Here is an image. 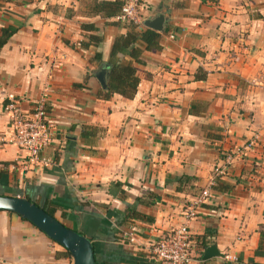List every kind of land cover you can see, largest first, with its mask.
I'll return each mask as SVG.
<instances>
[{
  "label": "crops",
  "instance_id": "crops-1",
  "mask_svg": "<svg viewBox=\"0 0 264 264\" xmlns=\"http://www.w3.org/2000/svg\"><path fill=\"white\" fill-rule=\"evenodd\" d=\"M143 3L142 21L162 9L170 16L161 49L142 53L132 99L105 100L93 56L107 62L125 23L89 14L87 0H0V33L16 29L0 49V196L52 210L90 240L95 264H151L150 243L182 223L180 208L222 168L189 224V264H264V0ZM90 34L102 42L82 48ZM42 95L52 164L23 171V153L4 143L5 106L12 96L27 113ZM128 210L152 220L125 223ZM212 245L221 256L203 260ZM0 260L72 264L62 246L6 211Z\"/></svg>",
  "mask_w": 264,
  "mask_h": 264
},
{
  "label": "built area",
  "instance_id": "built-area-1",
  "mask_svg": "<svg viewBox=\"0 0 264 264\" xmlns=\"http://www.w3.org/2000/svg\"><path fill=\"white\" fill-rule=\"evenodd\" d=\"M123 6L116 20L122 23H134L142 25L141 9L143 0H122ZM172 38V37H170ZM47 99L42 95L34 104L31 111L25 113L17 106L15 99L10 96L5 109L9 114L10 138L4 143L15 145L23 153L21 169L23 171L35 167H48L51 160L44 155L52 138L53 122L49 118L46 107ZM258 138L245 144L242 150L250 149ZM241 149L237 151L240 153ZM231 158L227 157V161ZM222 168L214 169V175L210 181V187L203 189L195 199L180 208L182 223L174 227L167 235H163L150 243L151 264H189L191 260L192 240L189 233V224L198 217V209L209 199H212L211 188L217 183L216 179L222 176ZM129 242H133L132 235H126ZM0 264H11L6 260H0Z\"/></svg>",
  "mask_w": 264,
  "mask_h": 264
},
{
  "label": "trees",
  "instance_id": "trees-1",
  "mask_svg": "<svg viewBox=\"0 0 264 264\" xmlns=\"http://www.w3.org/2000/svg\"><path fill=\"white\" fill-rule=\"evenodd\" d=\"M88 10L91 15H99L102 18L116 17L123 6L120 0L105 1V0H87ZM127 32L124 35H118L112 43L109 57L106 63H103L100 53H95L93 61L100 66L107 65L106 89L100 93V96L107 100L112 95L117 94L126 99H132L136 94V89L139 84L136 66L142 65L144 62L141 59L143 52H153L161 49L159 33L150 29H140L142 25L134 23H125ZM82 30L93 32L95 27L93 25H82ZM15 28H5L0 33V49L10 40L15 34ZM87 41L80 42L82 48L89 46L97 47L102 42V37L98 35H88ZM128 57L129 60L124 58ZM219 178L216 179L218 181ZM220 184L217 185V187ZM215 187V189H217ZM50 216L53 217L52 210L42 208ZM142 219L151 221L135 211L128 210L126 212L125 223L129 220ZM129 223V222H128Z\"/></svg>",
  "mask_w": 264,
  "mask_h": 264
},
{
  "label": "water",
  "instance_id": "water-1",
  "mask_svg": "<svg viewBox=\"0 0 264 264\" xmlns=\"http://www.w3.org/2000/svg\"><path fill=\"white\" fill-rule=\"evenodd\" d=\"M170 16L163 9L146 17L142 26L157 33H163ZM107 65L95 74L100 87L106 89ZM0 211L17 214L22 219L33 224L55 243L62 246L70 255L72 264H95V254L89 239L65 227L57 219L50 216L44 209L30 200L20 197L0 196ZM221 256L214 245L208 247L203 260Z\"/></svg>",
  "mask_w": 264,
  "mask_h": 264
}]
</instances>
